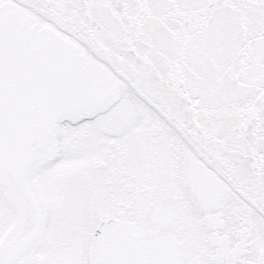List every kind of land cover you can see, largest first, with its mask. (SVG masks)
<instances>
[{"label": "snow or ice", "instance_id": "obj_1", "mask_svg": "<svg viewBox=\"0 0 264 264\" xmlns=\"http://www.w3.org/2000/svg\"><path fill=\"white\" fill-rule=\"evenodd\" d=\"M0 264H264V0H0Z\"/></svg>", "mask_w": 264, "mask_h": 264}]
</instances>
